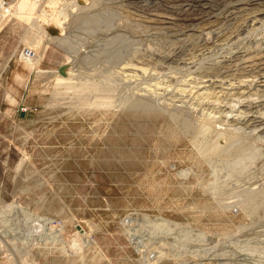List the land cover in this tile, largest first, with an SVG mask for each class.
Here are the masks:
<instances>
[{"label":"rangeland","instance_id":"obj_1","mask_svg":"<svg viewBox=\"0 0 264 264\" xmlns=\"http://www.w3.org/2000/svg\"><path fill=\"white\" fill-rule=\"evenodd\" d=\"M37 1L33 42V20L0 8V264H264V92L234 85L252 94L264 79V18L250 22L264 0H217L188 18L168 0ZM100 13L111 28L89 23ZM235 45L250 58L234 60ZM225 56L223 87L197 98ZM139 95L156 108L133 106ZM200 120L214 128L200 134ZM232 127L236 139L217 137ZM217 141L250 146L253 160L201 153Z\"/></svg>","mask_w":264,"mask_h":264},{"label":"bare ground","instance_id":"obj_2","mask_svg":"<svg viewBox=\"0 0 264 264\" xmlns=\"http://www.w3.org/2000/svg\"><path fill=\"white\" fill-rule=\"evenodd\" d=\"M19 1V0H18ZM55 1V0H54ZM99 2V0H92V2H93V4L94 3H96V2ZM101 1V0H100ZM128 1H132V0H128ZM136 1H139V0H136ZM217 0H168V4L170 3V4H172V2H174L173 4H172V6H171V8L172 9H175V10H177L179 13V15H181V16H183V17H185V18H188L189 16L188 15H192L193 14V8L194 7H197V8H199L200 9V11H204V10H212V6H213V4H215L214 2H216ZM229 1V0H228ZM231 1V0H230ZM37 0H20L19 2H17V4L16 5H14V6H5V4H4V0H0V8H1V10H2V13L5 15L7 12H11V15H16V16H20V17H22L23 19H25L26 21H28L29 23L33 20V18L32 17H30V15H33V13H34V11L36 10V7H37ZM53 2V1H52ZM221 2V1H220ZM234 2V1H233ZM237 2V1H236ZM240 2V1H239ZM247 2V1H246ZM54 3V2H53ZM52 3V4H53ZM132 3V2H131ZM140 4H141V2H139ZM159 3V2H158ZM51 4V5H52ZM56 4V3H55ZM55 4H53V5H55ZM219 4V3H218ZM228 4H229V2H228ZM143 5H144V3H143ZM142 5V6H143ZM158 5V4H157ZM167 5V4H166ZM230 5V4H229ZM247 5V4H246ZM145 6V5H144ZM238 6V5H237ZM12 7H15V12H13L12 11ZM166 7H168V6H166ZM225 7H227V5L225 6ZM237 8V7H236ZM238 8L239 9H242V8H244L243 7V5H242V3L240 4V6H238ZM219 9V8H218ZM247 9V8H246ZM245 9V10H246ZM258 9V8H257ZM175 10H174V12H175ZM199 11V12H200ZM12 12H13V14H12ZM113 12V11H112ZM228 12H229V10H228ZM251 12V11H250ZM106 13H109V12H106ZM207 13V12H206ZM208 13H211V12H208ZM236 12L235 11H232V12H230V13H228L229 14V17L230 16H234V14H235ZM252 13V12H251ZM256 13V12H255ZM101 14V13H100ZM94 15V17L93 18H91V20L89 21V23L92 25V24H95V25H97L98 24V22H100V21H104L107 25H109L110 26V28H111V23H112V18H113V15L110 13V14H104V15ZM157 14V13H156ZM23 15H26V17H23ZM216 15V14H215ZM241 15V14H240ZM153 16V15H152ZM154 16L156 17V18H158V20L161 22V23H163L162 21H163V19H162V17L160 16V15H155L154 14ZM186 16H188V17H186ZM212 16V15H211ZM214 16V15H213ZM236 16V15H235ZM252 16V15H251ZM173 17V16H172ZM182 17V18H183ZM225 17V16H224ZM228 17V18H229ZM154 18V17H153ZM164 18V17H163ZM168 18V17H167ZM264 18V9H262V10H258V12L256 13V14H254L253 16H252V18L250 19V18H248V19H250L251 21L250 22H252V25L254 26V28H255V26L257 25L258 26V24H260V26H261V24H262V19ZM151 19V18H150ZM216 19V18H215ZM226 19H227V17H226ZM230 19V18H229ZM236 19V18H235ZM157 20V19H156ZM166 20V19H165ZM228 20V19H227ZM264 20V19H263ZM63 21V20H62ZM88 21H87V23H88ZM153 21V20H152ZM170 21V20H169ZM225 21V20H224ZM249 21V20H248ZM37 22H38V20L36 19H34L33 21H32V27L33 28H35L36 29V32H32V35L31 36H29L28 37V40H29V42H33L35 39H34V34H35V37L37 36H39V34H42V36H40V37H43V35H44V31L42 30V26H40L39 24H37ZM57 22H61V19H60V17H59V19H57ZM250 22H248V24L250 23ZM115 23V22H114ZM239 23V22H238ZM89 24V25H90ZM125 24V23H124ZM247 24V25H248ZM251 24V23H250ZM39 25V26H38ZM222 25V24H221ZM264 25V24H263ZM208 26V25H207ZM31 27V28H32ZM96 27V26H95ZM121 27H122V25H121ZM237 27H239V26H237ZM250 27H251V25H250ZM114 28V27H113ZM253 28V27H252ZM257 28H259V27H257ZM223 29V28H222ZM107 30V29H106ZM112 30V29H111ZM209 30V29H208ZM219 30V29H218ZM217 30V31H218ZM249 30V29H248ZM247 30V31H248ZM256 30V29H255ZM35 31V30H34ZM164 31V30H163ZM195 31V30H194ZM216 31V32H217ZM38 32V33H37ZM91 32V31H90ZM118 32V31H117ZM117 34V33H116ZM115 34V35H116ZM205 34H212V35H214L215 34V31H208V32H205L204 33V36H206ZM231 34V33H230ZM119 35V34H118ZM118 35H116V37H115V40L117 39V41L119 40V39H123V37L122 36H118ZM157 35V34H156ZM175 35V34H174ZM186 35V34H185ZM211 35V36H212ZM159 36V35H158ZM172 36V35H171ZM208 36V35H207ZM154 37V36H153ZM159 37H161V36H159ZM202 37V36H201ZM41 39V38H40ZM234 39H236V38H234ZM238 39H240V38H238ZM113 41V40H112ZM179 41V40H178ZM236 42V41H235ZM57 43V42H56ZM113 43V42H112ZM255 43H256V41H255ZM236 44V43H235ZM70 46V45H69ZM221 46V45H220ZM236 46V45H235ZM261 46V45H260ZM127 47V46H126ZM237 47V46H236ZM251 47V46H250ZM264 47V46H263ZM255 48V47H254ZM260 48H262V47H260ZM250 48H246V49H244V51L243 50H241L240 48L238 49V47L236 48V49H234L233 51H231V57L234 59H243V58H245L246 57V59H249L250 57H249V55H250V50H249ZM155 51V50H154ZM253 51V50H252ZM258 51V50H257ZM260 51V50H259ZM254 52V51H253ZM25 54V53H24ZM252 54V53H251ZM263 54V53H262ZM261 55V54H260ZM260 55H259V57H260ZM112 56V55H111ZM114 56V55H113ZM255 56V55H254ZM264 56V55H263ZM23 58V61L27 64V65H31L32 63H33V61L37 58L36 57V55H31V53H27L26 55H23L22 56ZM252 57V56H251ZM261 57H262V55H261ZM230 58V57H229ZM228 58V56H225V57H223V58H221L222 59V61L220 62V64H218L217 65V68H214V69H207L206 68V70H204L203 71V74L204 75H201L202 77H199L200 79V81L199 82H197L196 84H197V86H195L196 87V89H194L195 90V95L197 96V98L199 97L200 99L201 98H203V97H206V96H208L209 97V93H212V91L210 92V89H212L213 87H215L217 84V86L218 87H223V85H224V83H223V81L221 80H217V77L219 78V74L221 73V72H224V71H227L228 70V65L229 64H231L230 62H231V59H229ZM253 58V57H252ZM257 58V57H256ZM38 59V58H37ZM232 59V60H233ZM234 59V60H235ZM251 60V59H250ZM264 60V59H263ZM241 61V60H240ZM239 61V62H240ZM243 62H244V60H242ZM246 61V63H247V60H245ZM187 62V61H186ZM243 62H241V63H243ZM245 63V64H246ZM251 63V62H250ZM261 63V62H260ZM244 64V63H243ZM245 64L243 65V66H245ZM248 64V63H247ZM33 65H34V63H33ZM37 65V64H36ZM252 65V64H251ZM233 66V65H232ZM239 66V65H238ZM210 68H212V66L210 67ZM225 68H227V70H225ZM120 69V68H119ZM121 70L122 71H120L119 73H121L123 76H129V73H127L126 72V70H127V67H122L121 68ZM223 70V71H222ZM66 71V67L64 68H62L61 69V71L60 72H58L59 73V81H62L63 80V75L62 74H64V72ZM230 70H228L227 72H229ZM235 72V71H234ZM43 73H45V72H43ZM65 74H66V72H65ZM131 74V73H130ZM222 74V73H221ZM132 76V75H131ZM197 78V77H196ZM249 78V77H248ZM226 79V78H225ZM198 80V79H197ZM224 80V79H223ZM58 82V81H57ZM250 81H248V83H249ZM244 84H234V85H237L235 88H237L239 91H237L238 92V94L239 95H241L242 97L243 96H248V97H251L252 95H256L258 92L260 93L261 91H263L264 92V79H262V80H260L259 82H258V84H257V87H256V91L254 92V93H252V94H250L251 92H249V90H250V88L248 89V87H249V84H247L246 83V85H245V81L243 82ZM257 83V82H256ZM226 85V84H225ZM229 87H227V88H221L225 93L227 92L228 94L229 93H231L233 90L232 89H235L234 87H233V84L231 83H229V85H228ZM250 87H252V85L250 86ZM253 90H254V88H253ZM183 91L185 92V90L183 89ZM187 91V90H186ZM209 92V93H208ZM234 92L235 91H233L232 93H233V95H234ZM222 93V92H221ZM140 94V93H139ZM146 94V93H145ZM219 94V93H218ZM223 94V93H222ZM227 95V94H226ZM236 95V94H235ZM213 96V95H212ZM219 96H220V94H219ZM218 96V97H219ZM221 97V96H220ZM240 97V96H239ZM247 97V98H248ZM135 98V100L133 101L132 100V104H133V106H135L136 108H138V109H140V108H142V109H146V110H152V109H154V108H156V107H154V104H153V101L152 100H150L149 99V97H147V96H144V95H139V96H136V97H134ZM216 99H218V98H216ZM157 106V105H156ZM190 108V107H189ZM188 108V109H189ZM135 109V108H134ZM179 111V110H178ZM177 111V112H178ZM192 111V110H191ZM176 112V113H177ZM175 112H174V115H176L177 117H179L180 119H182V121L183 122H186V125H185V127H191V125H189V124H187V117H185V115L184 116H179V114H176ZM221 113V112H220ZM225 113V112H224ZM207 114V113H206ZM210 114V113H209ZM212 115V114H211ZM203 116V115H202ZM218 116V115H217ZM230 116V115H229ZM189 117V116H188ZM204 117H205V115H204ZM222 117V116H221ZM228 117V116H227ZM207 118H209V117H207ZM217 118V117H216ZM264 119V118H263ZM210 120H211V118H210ZM213 120V119H212ZM262 120V119H261ZM189 121V120H188ZM203 120H200V121H198V122H202ZM217 121H218V119H217ZM219 121H221V120H219ZM235 121V120H234ZM230 122V121H229ZM189 123H191V121L189 122ZM213 123V122H212ZM218 123V122H217ZM228 123V122H227ZM232 123V122H231ZM185 123H183L182 125H184ZM196 124H197V122H196ZM211 123H210V121H203L201 124H200V126H198V128H199V132H200V134H202V135H204V134H206V133H208L209 131H210V129L213 127L212 125H210ZM242 124V123H241ZM215 126V125H214ZM227 126V125H226ZM235 126V125H234ZM257 126V125H256ZM197 127V126H196ZM196 127H195V129H196ZM192 128V127H191ZM194 128V127H193ZM214 128V127H213ZM238 128V127H237ZM237 128H235V127H232V128H225V129H222V128H219L220 130L218 131V134L219 135H217V137L218 136H220V137H227V139L229 140V141H232V140H234V138L236 137V131L238 130ZM190 129V128H189ZM188 129V130H189ZM194 130V129H193ZM197 130V129H196ZM218 130V129H217ZM254 130V129H253ZM215 131V130H214ZM198 132V133H199ZM212 132V131H211ZM256 132V131H255ZM199 136V135H198ZM216 137V136H215ZM214 137V138H215ZM216 137V138H217ZM238 138V137H237ZM236 139V138H235ZM216 140V139H215ZM238 140V139H237ZM241 140V139H240ZM238 142V141H237ZM240 142V141H239ZM202 143V142H201ZM221 143V142H220ZM219 143V141H217V142H214V143H208V144H206V142H205V145H203L202 147H201V153L205 156L206 154H211V155H217V156H220V155H222V156H225L226 158H228L230 161H234L235 163L237 162V164H238V161H239V159L240 160H242L241 158H243L244 157V159H243V162H245V161H248L247 159H251L252 157H250L252 154H250V155H248L249 153V151L247 152V150L250 148V146L248 147V148H246V146L244 145H242V144H240V143H236V141L234 142V143H236L237 145H235V146H233L232 144L233 143H231L230 142V145L228 146V147H226V145L224 144V145H222V144H220ZM204 144V143H203ZM251 149V148H250ZM248 153L246 156V158H245V156H243L242 154H245V153ZM250 153H251V151H250ZM243 157H242V156ZM240 156V157H239ZM229 160H227V161H229ZM253 160V159H252ZM252 160H250V161H252ZM249 161V162H250ZM241 162V161H240ZM242 162V163H243ZM231 163V162H230ZM234 163V164H235ZM241 163V164H242ZM248 163V162H247ZM163 223H165V225H168V226H174L175 225V223L174 222H172V221H169V220H167V219H162V224ZM78 231V230H77ZM88 235V232L85 230V228H83V229H81V230H79L78 231V237H77V239L78 240H80L81 238L80 237H82V240H80V242L78 241V240H76L77 242H79V245H80V243H82V246L84 247V246H88L89 244H91L92 243V239L90 238V237H88L87 236ZM62 239V238H61ZM91 239V240H90ZM75 240H74V244H76L77 245V243H75ZM75 245V246H76ZM81 246V245H80Z\"/></svg>","mask_w":264,"mask_h":264},{"label":"built area","instance_id":"obj_3","mask_svg":"<svg viewBox=\"0 0 264 264\" xmlns=\"http://www.w3.org/2000/svg\"><path fill=\"white\" fill-rule=\"evenodd\" d=\"M250 1H251V0H250ZM259 1H260V0H259ZM260 3H261V1H260ZM250 5H251V7H252V8H254V7H257V6H258L256 1H255V3H253V2H250ZM261 6L263 7V6H264V3H263ZM262 7H261V8H262ZM261 34H262V37H261V38H262V40H261V41H262V45L264 46V38H263V33L261 32ZM263 46H262V49H263ZM263 50H264V49H263ZM263 52H264V51H263ZM263 55H264V54H263ZM263 57H264V56H263Z\"/></svg>","mask_w":264,"mask_h":264}]
</instances>
